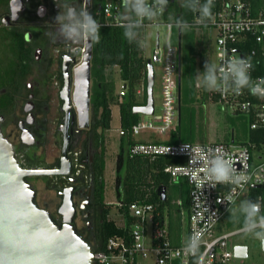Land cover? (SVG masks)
I'll list each match as a JSON object with an SVG mask.
<instances>
[{"label": "built area", "instance_id": "obj_1", "mask_svg": "<svg viewBox=\"0 0 264 264\" xmlns=\"http://www.w3.org/2000/svg\"><path fill=\"white\" fill-rule=\"evenodd\" d=\"M214 2L218 3V7L212 10L211 16L197 18L196 24L206 25L215 30L218 83L222 82L219 67L224 66L225 61L241 58L250 63L247 69L249 89L253 85H259L261 90H264V76H251L253 60L257 58L259 51L251 48L243 53L238 46L239 43L247 42L249 35H252L261 45V54H264V12L253 14L251 5L246 0ZM147 3L151 5L150 0H147ZM122 8V0L120 2L108 0L104 6V13L110 21L120 23L118 13ZM145 21L143 20L140 26L151 23L163 24L167 31L164 46L160 43L161 32H157L159 42L156 43L150 57L151 63H157L161 68V114L158 120L153 118L154 114L144 117L141 116L144 114H140L138 121L131 128L135 137L144 131L165 134L175 130L178 123V46L171 40L172 29L177 23L156 18L149 23ZM234 87V80L231 74H228L227 87L221 84L219 90L213 89L210 93H217L218 101L232 112L248 113L253 103L243 98L248 91L246 86L241 87L238 92ZM137 93L143 95V89L139 88ZM124 94V86L121 83L119 95ZM257 95L264 97V91L258 92ZM261 108L263 110L256 112L257 118L250 123L252 129L264 126V106ZM192 148L196 150L198 158L195 157ZM130 153L151 158L167 156L176 159V162L168 165L165 171L170 173L173 183H187L189 186L185 232H181L176 237L177 243H173L171 233L166 227L164 212L152 202L138 199L128 208L131 217L129 231L124 235L109 237L105 248L95 251L96 264H147V261L150 264H196L197 257L200 258V264H230L234 255L229 240L233 235L243 232L244 227L228 230L219 235L216 232L222 222L227 220L228 214L236 216L238 212H234V208L243 196L248 195L247 191L253 185H264V146L258 148L253 145L250 148L243 143L223 141L170 144L137 139V142L131 145ZM217 157L228 161L234 174L246 176L247 179L239 183L210 180L206 170ZM256 202L259 203L260 213L261 196ZM176 203L179 207L183 206L181 198H178ZM116 217L114 218L116 223L125 226L124 214L117 211ZM195 233L199 235L200 243L193 255L186 252L185 247Z\"/></svg>", "mask_w": 264, "mask_h": 264}, {"label": "trees", "instance_id": "obj_2", "mask_svg": "<svg viewBox=\"0 0 264 264\" xmlns=\"http://www.w3.org/2000/svg\"><path fill=\"white\" fill-rule=\"evenodd\" d=\"M108 0H88L85 7L99 25V39L92 40V87L90 97V127L89 138L93 140L94 145L100 147L101 153L96 157L93 168L94 179V200L95 217L93 220V235L89 243L95 251L105 248L109 237L114 235H124L129 231L131 217L129 214V205L143 199L152 202L158 208L165 207L168 201V187L172 186L171 175L165 171L168 165L176 162L175 158L167 156H158L151 158L146 155L130 153V147L137 142V138L132 134L131 128L140 117L133 113L136 105H144L147 100V61L148 58L143 54V37L145 25L140 26L133 31L137 36L131 42L124 36L123 23L126 22L121 10L119 15L120 23L110 21L105 13L104 6ZM120 2V0H112ZM250 5L253 14L259 11L264 12V0H246ZM155 0H150L153 4ZM205 0H167L163 11L158 13L156 19L165 22H175L172 30L171 40L178 46L179 32L181 28V103L180 120L176 129L172 131L171 136L165 142L170 144H193L203 135L200 128H204V120L200 118L203 112V105L208 100L218 101L217 93H210L205 90L198 78V70L201 68L206 73V61L203 54L195 50L194 30L207 29L206 25H197V18H200L198 11L189 10L188 5H202ZM82 6V5H81ZM218 7V3L211 0L210 14L213 9ZM124 9V8H122ZM146 23L152 22L149 20ZM178 22L182 25H178ZM203 33V32H202ZM207 47L210 42L206 39ZM238 46L243 53L251 48H256L259 53L253 60L251 76H264V54H261L260 44L255 41V37L249 35L247 42L239 43ZM201 61L198 63V59ZM113 68H118L119 78L124 86L125 94L120 96L115 92V80ZM205 68V69H204ZM139 88H143V97L137 93ZM247 94L243 97L253 103V107L248 113H240L249 121V132L239 142L248 145L250 148L255 145L258 148L264 146V126L252 129L250 123L257 118L256 112L263 110L264 97L252 94L249 86L246 85ZM140 97H142L140 99ZM118 104L120 112V135L119 146L115 153V203L106 201L104 171H105V132L111 128L112 106ZM199 117V118H198ZM235 138V137H234ZM46 184L48 188L58 191L59 185L64 182L61 175H46ZM184 190L179 187V196L183 197V206L189 205V186ZM264 186V185H261ZM255 188V187H254ZM165 189V200L161 199V191ZM253 189V187L251 188ZM255 190V189H254ZM258 194L249 197V202L255 203L258 200ZM264 202V199L262 200ZM123 213L125 216V226L116 223L111 215L112 209ZM162 211V210H161ZM259 214V213H258ZM246 214L239 211L236 216L227 215L226 225H238L240 228L245 225ZM255 217H253V220ZM177 235L171 236L173 243H177Z\"/></svg>", "mask_w": 264, "mask_h": 264}, {"label": "flooded vegetation", "instance_id": "obj_3", "mask_svg": "<svg viewBox=\"0 0 264 264\" xmlns=\"http://www.w3.org/2000/svg\"><path fill=\"white\" fill-rule=\"evenodd\" d=\"M18 3L20 7L16 11V0H0L1 128L24 169L57 168L63 140L60 125L64 116V100L61 91L68 74V88L73 92L74 69L82 61L87 36L76 41L61 30V21L56 19L60 11L58 0H18ZM80 4L83 6L84 0H73L71 6L79 7ZM76 115L72 106L74 120L70 123L71 136L67 148L72 172L61 175L64 182L59 184L61 189L57 194L60 205L62 195L59 191L73 187L75 225L89 242L95 230L92 174L101 149L89 138L90 120L88 126L79 127ZM51 143L57 153L49 160L47 151ZM45 177L28 175L26 180L36 192V179L41 178L47 186ZM58 207L56 212L51 213L61 222ZM262 211L263 207L260 213Z\"/></svg>", "mask_w": 264, "mask_h": 264}, {"label": "water", "instance_id": "obj_4", "mask_svg": "<svg viewBox=\"0 0 264 264\" xmlns=\"http://www.w3.org/2000/svg\"><path fill=\"white\" fill-rule=\"evenodd\" d=\"M161 15V12H160ZM178 121L181 103V28L178 29ZM159 35L157 33V44ZM81 63L74 69V89L69 91L67 74L65 87L61 91L63 135L60 165L57 168L24 169L18 161L13 145L4 136L0 117V264H96L95 250L81 236L75 225L76 206L73 187L59 191L62 201L58 207L61 222L37 201V191L26 180L28 175H67L72 172L71 158L67 153L70 142L71 107L76 109L79 127H86L90 120L92 40L85 39ZM67 73V72H66ZM154 66L147 61V100L136 105L134 114L153 115ZM72 102V103H71ZM260 187V185H253ZM166 191L162 189L161 199ZM249 246L238 244L233 248L237 258H247Z\"/></svg>", "mask_w": 264, "mask_h": 264}, {"label": "rangeland", "instance_id": "obj_5", "mask_svg": "<svg viewBox=\"0 0 264 264\" xmlns=\"http://www.w3.org/2000/svg\"><path fill=\"white\" fill-rule=\"evenodd\" d=\"M112 1V0H111ZM173 30V29H172ZM157 32H161L160 43L162 46L166 42V26L163 24L151 23L145 27L144 37H143V54L145 57L150 58L153 52V49L156 46ZM203 32V33H202ZM195 36V50L199 54H203L204 60L207 62L205 65L206 70L209 67H212L213 74L216 75V66H217V57L215 52V30L213 28L207 29H198L194 30ZM206 39L210 42L208 43ZM173 43V42H172ZM201 59H198V63ZM213 64L216 66L213 67ZM154 66V102H155V113L153 118L158 120L161 114V68L157 63L153 64ZM204 68V69H205ZM114 75V86L115 92H120V78L118 68H113ZM198 78H201L204 73L199 68ZM218 83V81H217ZM143 97V96H142ZM140 97V99L142 98ZM112 121L111 128L107 130L104 134L105 140V171H104V184H105V199L108 202H115V188H114V179H115V153L118 150L119 146V135H120V112L118 104L112 106ZM142 117L146 115H141ZM199 118V117H198ZM200 118L204 120V128H200V133L203 135L201 138L197 139L196 142L207 143L209 141L214 142H232V138L235 137V143H239V140H242L249 132V121L247 116L243 114L234 113L231 109L225 107L221 102L208 100L203 105V112L200 114ZM171 132L154 136L155 134L148 133V131L142 132L136 138H146L148 140H154L156 142H165L171 136ZM148 135V136H147ZM147 136V137H146ZM141 140V139H140ZM48 159L51 160V156L57 153L56 147L51 143L48 146ZM172 186L168 187V201L165 203V207H161L160 210L164 212L165 220L167 221L166 227L168 228L171 236L177 235V232H185L186 221L188 217L187 207L177 206V199L179 196V187L183 186L185 190L187 188L186 183H173ZM255 189V190H254ZM36 191H37V202L46 208L50 212H56V209L59 205L60 198L55 189L48 188L44 181L36 179ZM248 195L243 196L237 203L234 208V212L242 211V205L245 202H248L249 197L254 194H258V197L261 196L262 200L264 199V186L253 188L247 191ZM263 211L262 213L257 214L254 221L257 220L259 216H264V202H262ZM116 211V212H115ZM112 217L117 218V210L115 209ZM182 211V214H181ZM240 228L238 225L228 226L226 221L222 222L220 229L216 234L224 233L228 230ZM256 231H260L259 227L252 229L249 232H240L233 235L229 240V246L233 250L234 246L238 244H243L249 246L250 254L247 258H237L232 257L230 264H264V251L260 248V241L253 234ZM146 262V261H145ZM150 264L149 261L146 262Z\"/></svg>", "mask_w": 264, "mask_h": 264}, {"label": "clouds", "instance_id": "obj_6", "mask_svg": "<svg viewBox=\"0 0 264 264\" xmlns=\"http://www.w3.org/2000/svg\"><path fill=\"white\" fill-rule=\"evenodd\" d=\"M73 0H58V6L60 11L57 13L56 19L61 21V30L69 37L74 38L76 41H80L85 36L90 40L99 39V25L92 15L87 11L86 7H72ZM167 0H155L151 5L147 3V0H122V6L124 8V15L127 14V21L123 23L124 36L130 42L137 36V32L133 29L140 27L143 20L154 21L158 16V13L163 11L164 5ZM16 11L19 10V3L16 0ZM211 0H205L202 5L191 4L188 5L189 10L198 11L201 18L207 17L210 14ZM67 21V23H64ZM179 23V22H178ZM216 65L213 64V67ZM250 67V63L241 58H233L229 61H225L224 66L219 67V75L222 78L221 83H217V76L213 74L212 67H209L206 73L201 77V84L204 85L205 90H219L221 84L227 87L228 74H231V78L234 80L235 91L243 86L249 84V78L247 69ZM223 69V70H221ZM252 94H257L261 90L259 85H253L250 87ZM195 157L198 158L196 150L192 148ZM208 178L215 182L231 181L232 183H239L247 179L246 176L236 175L233 173L228 161L217 157L211 162V167L206 170ZM245 214L244 231L249 232L252 229L259 227L260 231H256L253 234L260 241V248L264 251V216H259L257 220H253V217H257L259 212V203L245 202L241 209ZM200 243L199 235L193 234L190 238V243L185 247V251L195 255L198 245ZM196 264H200V258L197 257Z\"/></svg>", "mask_w": 264, "mask_h": 264}, {"label": "crops", "instance_id": "obj_7", "mask_svg": "<svg viewBox=\"0 0 264 264\" xmlns=\"http://www.w3.org/2000/svg\"><path fill=\"white\" fill-rule=\"evenodd\" d=\"M123 11H122V14H123V16H124V18L126 19V21H127V19H128V17H127V14H125L124 15V9H122ZM156 43H157V38H156ZM215 49V48H214ZM148 59H150V58H148ZM122 82H121V80H120V84H121ZM143 89V88H142ZM142 96V95H141ZM234 113H236L235 111H234ZM149 134L151 133V132H148ZM160 135H162V134H155L154 136L157 138V136H160ZM148 136V135H147ZM146 136V137H147ZM140 139H145V140H148V139H146V138H140ZM232 142H235V138L233 137L232 138ZM239 143H241V142H239ZM259 148H261V147H259ZM256 153H258V151L256 152ZM181 198V197H180ZM107 201V200H106ZM116 201V200H115ZM110 203H115V202H110ZM115 209H116V207H114L113 209H112V211H111V215H113V213H114V211H115ZM114 218V217H113ZM231 264H234V263H231Z\"/></svg>", "mask_w": 264, "mask_h": 264}]
</instances>
